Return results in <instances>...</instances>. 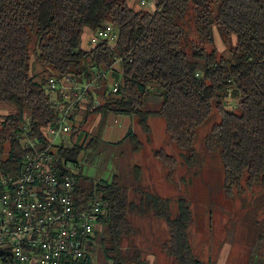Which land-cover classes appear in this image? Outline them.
<instances>
[{
  "label": "trees",
  "instance_id": "1",
  "mask_svg": "<svg viewBox=\"0 0 264 264\" xmlns=\"http://www.w3.org/2000/svg\"><path fill=\"white\" fill-rule=\"evenodd\" d=\"M108 25L119 34L114 48L99 42L91 51L82 49L86 27L98 33ZM214 29L229 48L228 58L215 48ZM117 61L122 64L119 91L108 92V82L100 79L91 90L102 99L94 114L103 119L132 116L146 133L151 132L149 119L160 116L171 142L192 152L196 132L215 105L221 122L205 147L208 153L220 152L226 194L244 174L249 184L261 181L264 186V0H155L153 13L136 11L128 0H0V106L13 109L0 119V174L20 172L28 153L19 139L27 117L31 136L45 146L42 129L60 116L46 93L50 77L74 75L92 83ZM228 98L238 100L239 113L225 108ZM130 141L140 151L137 135H130ZM98 147L99 138L87 134L82 143L54 150L77 162L86 150ZM153 156L173 181L177 159L164 150ZM82 181L79 175L76 207L99 195L107 205L99 217L104 233L87 242L81 260L68 264H91L87 252L95 240L104 247L107 264H149L133 243L138 235L133 215L165 222L169 238L161 249L174 264H202L190 240L194 218L187 200H176L173 217L170 199L141 190L132 196L116 177L109 184L82 186ZM126 239L131 240L124 248Z\"/></svg>",
  "mask_w": 264,
  "mask_h": 264
},
{
  "label": "rangeland",
  "instance_id": "2",
  "mask_svg": "<svg viewBox=\"0 0 264 264\" xmlns=\"http://www.w3.org/2000/svg\"><path fill=\"white\" fill-rule=\"evenodd\" d=\"M128 5L138 12L155 11V5L142 6L140 0H128ZM214 39L218 54L228 58L229 48L216 29ZM231 44L236 45V37H232ZM207 50L212 51L213 47L207 46ZM118 76V73L110 76L108 92ZM151 108H156V103ZM225 108L239 113L238 100L228 98ZM11 113L13 109L9 106H0V119ZM95 115L89 114V118L85 116L81 122L79 119V124H75L73 130L71 128L56 143L70 148L74 141L82 143L87 134L99 138L98 149L86 150L79 159L82 186L85 182L109 184L116 177L131 189L132 196L134 190H141L170 199L173 217L178 212L176 200L185 199L194 218L190 229L191 244L202 264H219L221 260L225 264H264V186L261 181L249 184L247 174H244L232 193L226 194L220 152L208 153L205 147L212 128L221 122L215 105L209 119L196 132L192 152L180 150L171 142L165 121L160 116L149 119L151 132L146 133L132 116L110 114L96 124ZM133 134L141 142L140 151H135L130 141ZM156 150H164L177 159L173 181L166 179L167 168L154 158L153 152ZM8 151L9 144L6 145V154ZM130 220L138 231L133 243L144 252L146 258L154 255L159 264H169L168 260L174 264L161 249L169 238L165 222L152 216L141 218L137 215L130 216ZM103 228L100 225L97 232L104 233ZM130 240L124 241V248L129 246ZM92 243L94 249L87 252L91 264H107L104 247L96 240ZM225 250L230 255L221 258Z\"/></svg>",
  "mask_w": 264,
  "mask_h": 264
},
{
  "label": "built area",
  "instance_id": "3",
  "mask_svg": "<svg viewBox=\"0 0 264 264\" xmlns=\"http://www.w3.org/2000/svg\"><path fill=\"white\" fill-rule=\"evenodd\" d=\"M147 4L155 5V0L141 1L142 6ZM118 38L108 25L94 34L92 46L107 42L114 48ZM111 70L97 73L92 83H81L74 75L48 79L46 93L60 116L42 129L45 146L31 136L27 117L19 139L28 153L20 172L0 174V264H68L85 256L86 244L97 233L107 205L95 194L83 208L76 207L82 166L54 147L79 123V112L94 114L100 107L101 99L92 96L91 90L100 79L108 82ZM120 85L117 79L110 91L117 93Z\"/></svg>",
  "mask_w": 264,
  "mask_h": 264
},
{
  "label": "crops",
  "instance_id": "4",
  "mask_svg": "<svg viewBox=\"0 0 264 264\" xmlns=\"http://www.w3.org/2000/svg\"><path fill=\"white\" fill-rule=\"evenodd\" d=\"M95 32L90 29V28H85L84 31H83V35H82V42H81V47L83 50L85 51H91L93 49V46H92V39H93V36H94ZM118 73V77H120L122 75V64L120 61H117L113 67H112V70L110 72V75L113 76L114 74ZM108 86V85H107ZM79 116H80V122L82 121V119L86 116V119L89 118V114L87 113H84V112H79L78 113ZM96 124H99L100 122H102L103 119L101 117V115H98L96 114ZM79 124V123H78ZM138 125V124H137ZM151 127V126H150ZM125 129V128H124ZM193 225V224H192ZM156 255V254H155ZM158 255V254H157ZM229 256L230 253L228 254V251L225 250L224 252V255L222 254L221 255V258H226V256ZM148 260L150 261L149 264H154L155 262L157 263L156 259H154V255H150V257L148 258ZM219 264H225V261L224 260H221L219 262Z\"/></svg>",
  "mask_w": 264,
  "mask_h": 264
}]
</instances>
